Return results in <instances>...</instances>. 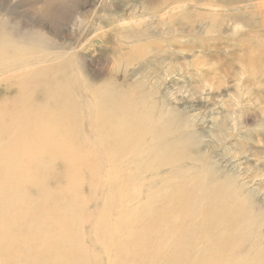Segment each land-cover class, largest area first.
Masks as SVG:
<instances>
[{"label":"rangeland","instance_id":"obj_1","mask_svg":"<svg viewBox=\"0 0 264 264\" xmlns=\"http://www.w3.org/2000/svg\"><path fill=\"white\" fill-rule=\"evenodd\" d=\"M210 2L220 16L215 22L185 1L174 7L161 0H0V191L22 198L12 209L0 199V264H168L172 247L152 259L142 253L153 247L133 208L146 191L133 194L132 176L144 165L130 160L133 145L111 142L121 115L113 109L135 105L139 83L156 107L185 119L192 160L213 165L252 192L254 208H264V51L257 48L264 37L250 36L239 20L251 12L264 20V0ZM127 28L137 40L132 49ZM262 29L258 23L254 31ZM247 36L251 52L242 44ZM38 55L48 63H37ZM247 56L257 59L252 72L244 69ZM22 58L31 64L19 66ZM111 89L119 97L98 103ZM125 92L133 94L124 99ZM156 175L152 185L175 174ZM178 228L155 234L174 238ZM198 229L188 252L197 242L201 261L212 244L232 247L215 229ZM184 255L174 264H184ZM215 255L228 262L225 252Z\"/></svg>","mask_w":264,"mask_h":264},{"label":"bare ground","instance_id":"obj_2","mask_svg":"<svg viewBox=\"0 0 264 264\" xmlns=\"http://www.w3.org/2000/svg\"><path fill=\"white\" fill-rule=\"evenodd\" d=\"M183 1L191 7L197 8L199 11L195 14L203 20L215 22L220 19V16L214 13L215 8L211 6V0H207L204 6L196 5L194 0H161V3L165 5V3L173 2L174 7H176L175 4ZM260 2L259 5H261ZM162 8L164 7L160 9ZM180 18L183 19L184 17L180 15ZM239 20L244 21L243 25L246 28L249 27L250 32L254 33L253 35H250V33L248 35L263 41L264 20L255 21L252 12L249 15L247 13V17ZM258 23L263 29L254 31ZM213 28L215 27L213 26ZM126 30L123 35L127 39H131L132 49L133 42L137 40L133 39V28H127ZM117 32L120 34V31L117 30ZM242 44L249 52L255 49L249 44V36L244 38ZM257 48L264 51V45L261 43H258ZM56 56L58 57V54ZM38 57L40 56L38 55ZM43 58L45 56L36 59L37 63L47 64L48 60H42ZM32 59L35 61L34 56ZM17 60L16 62L19 63ZM20 61L19 66L31 64L23 61V58ZM262 63L264 64V62ZM243 65L245 70L252 72V67L257 66V59L247 56L243 58ZM22 69L25 70L26 68ZM258 76L257 74L253 78H258ZM65 83L67 88L71 86L72 89L74 87L72 83L71 85L68 82ZM139 86L137 88L138 98L134 102L135 105L130 101V107L122 106L121 108L115 107L113 109L114 112H120L121 115L119 117L116 116L118 118L114 121L113 128L111 127L110 129L118 135L112 139V144L128 147L133 145V156L130 160H133V163L140 162L135 165L137 168L139 165H144L142 171L133 167L132 176L133 194L137 195L141 191L139 190L140 188L146 191L145 201L133 208V213L136 209H139L136 211V223L140 226L139 230L141 233L149 235L151 241H149V245L152 244L151 247H153V251L150 249L143 250V256L147 259H152L156 257L159 251L172 247L174 252L170 255L168 264H174L176 262L174 260H179L178 258L183 252L185 253V259H182L184 264H199L198 260H201L199 250H197V242L196 247H192L194 250H192L193 254H191L188 252L190 250L188 238L199 234L198 228L210 229L211 227L218 232L222 240L231 241L232 247L228 246L227 250H222L223 244H212L211 247L207 248V252L203 256H208L207 261H201L200 264H222V262H218L215 254H223L224 252L227 258L230 259L224 264H264V208L261 207L258 210L254 208V203L251 200L253 198L252 192H245L243 188L241 189L238 185L231 182L222 173L216 174L213 165H208L202 160H192L194 158L187 150V147L193 143L194 136L186 131L183 132L185 119L170 117V109L168 107L164 110L161 107H156L153 95L142 87L140 83ZM130 87L133 89V83L130 84ZM119 94L117 90L112 89L103 91L98 95V103H113L119 97ZM132 94V92H125L122 97L129 99ZM245 118L249 119L252 116H245ZM122 133H127L128 138ZM129 135H133V139ZM87 138L85 137V139ZM155 167L156 170L154 169ZM156 172H164L165 176L160 177L165 178L170 173L175 175H172V181L164 182L162 181L164 178H160L161 184L152 185L153 179L157 177ZM214 175H216L215 178ZM157 189L161 190L162 193L159 194L161 197L155 192ZM120 191L121 187L117 186L116 192ZM8 192L3 187L0 191V199L6 198L8 200L6 205L12 209L14 207L13 203L21 197L19 194L7 196ZM174 227H179L177 232H175L177 235L174 238L167 234L161 237L155 234L157 230L168 231ZM135 236L137 240L144 238L141 234H136ZM157 236L159 239H155ZM196 238L198 239L197 236ZM55 240L52 242L53 244ZM201 243L203 244V242ZM227 244L229 245L230 242ZM105 250L107 249L105 248ZM77 254L84 260L87 258L84 252L78 251Z\"/></svg>","mask_w":264,"mask_h":264}]
</instances>
